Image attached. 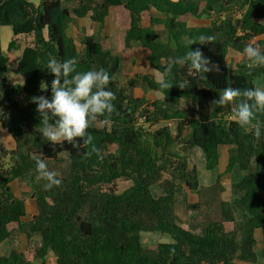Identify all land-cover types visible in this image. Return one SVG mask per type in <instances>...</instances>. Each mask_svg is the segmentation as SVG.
<instances>
[{"label": "trees", "instance_id": "obj_1", "mask_svg": "<svg viewBox=\"0 0 264 264\" xmlns=\"http://www.w3.org/2000/svg\"><path fill=\"white\" fill-rule=\"evenodd\" d=\"M72 3L0 0V27L9 25L12 30L8 52L21 48L19 36L32 37L14 67L0 45V123L15 143L12 150L0 145V248L3 244L8 248L6 254L0 252V264H33L35 260L45 264L50 252L55 264H256L257 229L262 232L264 264V136L257 139L250 128L232 120L235 103H214L225 88H255V80L264 78V66L250 67L243 52L248 45L264 51V39L259 38L264 34L260 22L264 0ZM112 6H123L130 14L125 47L146 48V59L159 74L171 58L197 48L219 71L198 74L188 63L176 64L169 76L170 89H161L148 74L130 76L118 85L114 78L121 68L119 56L105 49L94 34H86L79 48L67 33L74 18L85 17L93 29L101 31ZM201 15L210 20L209 26L188 27V19ZM143 18L149 26L141 25ZM156 24L163 26L170 41L161 40ZM200 36L213 39L200 44ZM230 47L244 58L235 68L227 62ZM53 58L74 59L78 71L104 68L112 77L109 87L116 95V111L108 122L98 118L88 129L90 143L78 139L76 147L67 142L50 144L40 134V117L31 97H51L54 76L45 67ZM10 72L21 82H13ZM43 83L48 88L42 91ZM136 88L156 92L161 99L152 102L149 110L145 97L136 96ZM181 101L193 104L194 116L180 107ZM140 119L168 125L146 134ZM258 120L264 123V113ZM177 138L186 151L201 150L207 170L218 165L219 146H228L227 170L239 165L243 173L231 185V201L225 198L218 178L203 186L186 159L172 165L177 155H166L165 150ZM36 159H44L49 170L59 174V187L44 190L46 181L37 178ZM14 181L24 184L35 201L37 212L30 220L24 218V198L11 188ZM123 181L131 185L120 191L118 184ZM178 181L197 194L196 202L185 201L197 220L182 219L175 210ZM154 185L162 191L158 197L152 192ZM234 209L241 213L240 219ZM142 232L159 233L168 240L148 248L142 245ZM23 235L28 239L37 235L38 245L22 249Z\"/></svg>", "mask_w": 264, "mask_h": 264}, {"label": "clouds", "instance_id": "obj_2", "mask_svg": "<svg viewBox=\"0 0 264 264\" xmlns=\"http://www.w3.org/2000/svg\"><path fill=\"white\" fill-rule=\"evenodd\" d=\"M212 39L211 36H200L198 43L205 44ZM243 52L251 62L250 67L264 66V51L258 46L248 45ZM186 63L198 74L219 71L218 65L199 48L188 50L184 56L169 60L157 79L160 88L170 89L173 84L169 81V76L173 66ZM45 68L54 76L51 81V97H31L40 117V134L50 144L67 142L76 147L78 139L90 143L92 137L88 129L98 118H104L103 122H108V117L116 111V95L109 87L112 77L104 68L78 71L74 59L57 61L53 58ZM40 87L43 91L48 85L43 83ZM214 103L218 106L235 103L232 120L242 128H250L257 139L264 136V123L258 120V115L264 113V88L227 87ZM36 171L37 178L46 181L43 185L45 191L62 184L59 174L49 170L44 159H36Z\"/></svg>", "mask_w": 264, "mask_h": 264}, {"label": "rangeland", "instance_id": "obj_3", "mask_svg": "<svg viewBox=\"0 0 264 264\" xmlns=\"http://www.w3.org/2000/svg\"><path fill=\"white\" fill-rule=\"evenodd\" d=\"M29 2L38 5L39 0H28ZM64 3L66 5H71L72 0H64ZM129 14L128 10H126L123 6H113L110 8L109 15L107 17L108 21V28L106 31L109 34H105L101 31L96 30L95 28L93 29V25L91 21L89 20L88 17L85 18H74L72 23L70 24L67 33L72 36L75 40V43L79 48H81V40L86 34H94L96 37V40L101 43L104 48H111V50L119 56L121 59V68L119 72L115 76V82L118 85L123 84L126 79L130 76H134L136 74H142V71L145 70L144 68L140 67V62L137 61L136 56L132 55V50L129 48L125 47L124 45V35L125 31L127 29V25L129 24L130 19H128ZM199 18V17H198ZM144 23H148L147 20H144ZM155 29L159 33L161 40L163 41H170L166 32L163 30V26L160 24L155 25ZM12 38V30L9 25H3L0 27V45L1 49L4 55H8L11 58V67H14L16 64L17 59L20 57L21 54V49L23 46L28 45L32 41L31 36H19L17 38L18 43L20 44L21 48L13 51V52H8L7 47L9 44V41ZM138 46V45H137ZM235 49L229 48L227 51V62L235 68L237 64L241 63V61H237L235 59ZM143 62V61H142ZM137 66V68L135 67ZM132 71H136V73L131 74ZM9 78L13 82H21V78L18 75L13 74L12 72L9 73ZM264 81V78L261 77ZM264 83V82H263ZM255 88H262L261 83L257 82L255 80ZM264 88V87H263ZM143 88H137L136 89V95L137 96H143L147 100L148 104L147 107L149 110L152 109V106L150 104L154 101H156L159 98V95L156 92L148 91L147 89ZM0 114H1V109H0ZM141 123L145 125L143 130L145 131L146 134H149L151 132H155L157 129H159L162 126L168 125V122L166 121H160L159 123H153L152 121H146L142 120ZM172 132V135L175 137V130L170 129ZM187 131L183 134V137H186ZM150 137H152L150 135ZM10 136L8 135L7 131L2 129L0 125V145H2L5 149L9 150L10 147V141L9 140ZM11 139V138H10ZM12 150V149H11ZM163 152L160 150L159 154H162ZM171 153H175L177 157L173 158V163L172 165H176L177 161L180 160L181 158L186 159L188 163L189 169H194L196 170L198 182L200 185L203 186H209L214 183L215 179L218 178L221 181V175L219 174V168L218 165L211 169L210 172H207V169L205 168L203 164V155L200 149L198 148H192L189 150L184 149V144L181 139L177 138L174 143H172L166 150L165 154L170 155ZM222 159V156H221ZM5 163L9 162V159L6 158ZM218 172V174H217ZM208 173H211L210 175L216 176L215 179H213L211 182L208 176ZM222 182V181H221ZM179 184V190L178 195L176 197V202H175V210L177 214H180L183 219H193V218H199L196 212L189 211L186 208L185 201L186 199L190 202H193L194 200L197 199V194L194 191H190L185 183L183 181H178ZM131 185V181H123L118 184L119 190L123 191L125 188L129 187ZM223 186V183H222ZM224 187V186H223ZM11 188L16 194L17 197L19 198H24L25 205H26V215L25 219L30 220L34 214H36L37 209H36V204L35 201L30 197L28 194V188L24 184H18L17 181H14L11 183ZM225 189V188H224ZM152 192L154 196L158 197L162 193L160 187L157 185H154L152 187ZM226 196L229 198V191L226 192ZM185 197V198H184ZM235 210V209H234ZM240 218V215H239ZM231 224H228L230 226ZM185 226V225H184ZM164 236L160 235L159 233H152V232H142L141 233V242L142 245L148 248H154L156 245L160 242L163 241ZM39 237L35 235L31 239H28L26 235H23L21 238V247L22 249L26 250L28 247H32L35 245H38ZM7 245L3 244L0 248V252L2 254H6L7 251ZM33 264H41L39 260H35ZM45 264H55V257L54 255L50 252L47 255L46 258V263Z\"/></svg>", "mask_w": 264, "mask_h": 264}, {"label": "crops", "instance_id": "obj_4", "mask_svg": "<svg viewBox=\"0 0 264 264\" xmlns=\"http://www.w3.org/2000/svg\"><path fill=\"white\" fill-rule=\"evenodd\" d=\"M109 11H110V9H109ZM128 14H129V12H128ZM128 19H130V14H129ZM144 20H147L148 23H144ZM260 22H262L264 24V19L260 20ZM141 25L143 27L149 26V20L147 18H143L141 20ZM187 25L190 28L207 27V26L210 25V20L207 19L204 15H201L199 18L198 17H192V18L188 19ZM126 27H128V25ZM107 28H108V21H107V18H106L105 25H104V28L102 29V32L105 33V34H109V33H107L108 31H106ZM259 38L260 39H264V34L262 36H260ZM106 49L111 50V48H109V46ZM130 50H132V52H133L132 55L136 56L137 61L140 62V67L145 69V70L142 71V74L151 75V76H153L155 78V80H157L158 77L160 76V74L157 71H155L149 65V62L146 59L147 55H148V50L146 48L142 47V46H137V45L132 47ZM234 57H235V59L237 61H241L242 59H244L243 58V54H241L240 52H238L236 50H235V56ZM135 67L137 68V66H135ZM134 73H136V71H132L131 72V74H134ZM256 80H257V82L261 83V86L264 87V83H263L264 81L262 79L258 78ZM136 89H135V94H136ZM148 91H150V90H148ZM158 95H159V98L161 99V97H160L161 95L160 94H158ZM180 107L183 110H186L188 112L189 116H194L195 115L192 103H190L188 101H181L180 102ZM1 113H2V110H1ZM10 138H9L10 141H8V142H10V146H8V147H10L9 150L13 149L14 146H15V143H14L13 139L12 138L10 139ZM218 151H219V154H220L219 159H218V163H219L218 168H219V174L222 176L221 177V181H222L223 186L225 188L224 196H225V198L227 200L231 201L232 198H233V192H232V189H231V185H232L233 182H236V181L240 180V178L242 177L243 173H242V170L240 169L239 165H235L232 169L227 170L228 146H219ZM221 156H222V159H221ZM203 164H204V160H203ZM204 166H205V164H204ZM210 171L211 170H207V172H210ZM210 174L211 173H208L209 179H210L211 182H213L212 180L215 179L216 176L210 175ZM217 174H218V172H217ZM228 191H229V198L226 196V192H228ZM196 201H197V199L194 200L193 202H196ZM234 211H235L236 218L240 219L239 215L241 216V213L237 209H235ZM178 215L182 218V216L180 214H178ZM193 219L197 220L196 217L193 218ZM228 228H232V224L230 226H228ZM255 235H256V239H257L256 248H257V252L259 254V258H258V261H257L256 264H262L263 263V259H262V255H261V248H262V232H261V230L257 229L256 232H255ZM163 239L168 240V239H166V237H163Z\"/></svg>", "mask_w": 264, "mask_h": 264}, {"label": "water", "instance_id": "obj_5", "mask_svg": "<svg viewBox=\"0 0 264 264\" xmlns=\"http://www.w3.org/2000/svg\"><path fill=\"white\" fill-rule=\"evenodd\" d=\"M0 125H2V123ZM2 154L4 155L5 153L2 151Z\"/></svg>", "mask_w": 264, "mask_h": 264}]
</instances>
